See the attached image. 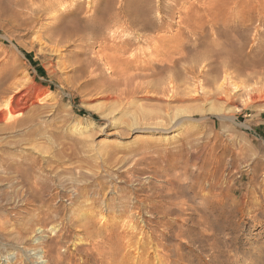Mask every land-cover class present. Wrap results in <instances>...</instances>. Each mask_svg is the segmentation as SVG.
<instances>
[{"label": "rangeland", "instance_id": "374dc122", "mask_svg": "<svg viewBox=\"0 0 264 264\" xmlns=\"http://www.w3.org/2000/svg\"><path fill=\"white\" fill-rule=\"evenodd\" d=\"M89 1L23 0L16 6L0 0V214L14 211L7 227L24 222L32 209L61 207L64 197L51 196L57 189L97 180L105 198L135 217L137 230L157 234L151 244L156 256L130 250L126 264H177L169 250L182 264H264V62L256 63L264 58V0H220L212 7L214 0H150L161 10L151 15L157 25L124 48L132 29L126 22L99 35L72 34L75 20L85 26L107 13V0ZM49 4L54 8L46 13ZM171 118L181 122L174 131L149 130ZM233 139L235 147L247 142L246 158L256 167L198 170L219 165L222 141ZM29 187L43 195L41 203L24 201ZM81 234L74 224L66 239ZM49 238V232L39 237ZM71 254V263L86 259ZM18 256L9 260L35 262Z\"/></svg>", "mask_w": 264, "mask_h": 264}, {"label": "bare ground", "instance_id": "6f19581e", "mask_svg": "<svg viewBox=\"0 0 264 264\" xmlns=\"http://www.w3.org/2000/svg\"><path fill=\"white\" fill-rule=\"evenodd\" d=\"M58 1L60 2V0H58ZM92 1L93 0H90L89 2H92ZM117 1L118 2H116V0H107V2H106V4H107V11L106 12L107 13H105V15H102L101 17L98 15H97L98 17H96V16H94V18L92 17L93 18L92 22L85 25V26L83 25L84 27L82 25L79 26L80 23L78 24V22H76L77 20H75L74 21V30H72V34H73V31H74V34L77 32L79 34V32L86 30L87 34L90 33L91 35L94 36L95 34L100 33L102 30H105V29L109 30V29H112L113 27H116V25L119 26V24H121V23L123 24L124 22H126V23L131 24L132 29L129 32L128 38L125 39L124 42H121V44H120L124 48V44H127L128 41L135 39L137 37H140V33H141V35L145 36L146 34H143V31L146 32V30L148 31V30L154 29L155 26L157 25V24L154 25L152 23L151 15L152 16L153 15L159 16L161 10L159 8H155V7H154L155 9L153 7L151 8L150 0H146L145 5H142V3H141L142 6H140L139 3H134V2L127 6L124 4L125 2H122V0H117ZM142 1H144V0H142ZM214 1L215 2L212 1V3L210 4L211 7L214 6L215 3L220 1V0H214ZM226 1H224V2H226ZM235 1H238V0H234V2ZM242 1H244V0H242ZM171 2L175 3L176 0H171ZM229 2H231V1H229ZM245 2H246V0H245ZM22 3H23V0H15V2H14V4L16 6H20ZM242 3H244V2H242ZM262 3L263 2L260 1V5H262ZM93 4L95 5V3H93ZM248 4H250V2ZM51 5L46 7V13L51 11L52 7L54 6V5L53 6H51ZM237 5L240 6L239 3ZM242 5L245 6V4H242ZM91 6H93V5L91 4ZM247 6H249V5H247ZM95 7H93V10H95ZM261 8H264V7L261 6ZM58 10H60V9H58ZM90 10L92 11V8ZM96 10H97V8H96ZM242 10H244V9H242ZM245 10H244V12H249V13L252 12L250 10H246V11ZM238 11H240V10H238ZM94 13H95V11H94ZM241 13L242 12H240V15H241ZM54 15H56V14H53V17H54ZM257 15H260V14H257ZM248 17L249 16H247V18ZM250 17L248 18V22L250 20H253V18L251 19ZM55 18H57V17H55ZM88 22H89V20H88ZM61 27H62V25H61ZM121 27H122V25H121ZM66 28H68V27H66ZM57 31H59V29L54 28L52 34L54 35V33ZM60 33H61V31H60ZM149 33H150V31H149ZM63 36H65V35L63 34ZM119 37L121 38V36H119ZM125 38H126V36H125ZM254 40H255V38H254ZM118 43H119V41H118ZM14 47H16V46H14ZM235 49L234 50L237 51V48H235ZM252 51H254V50H252ZM224 58H222V59H224ZM229 58H231V56ZM246 58H248V57H246ZM246 58H244V59H246ZM233 59H236V58H233ZM195 60H197V59H195ZM263 62H264V58L262 60H259V61L256 60V63H263ZM229 64H228V67H229ZM240 65H242V64H240ZM254 65H253V67H255ZM244 67L245 66L243 65V68ZM247 67H249V66H247ZM225 68H224V70L227 71L228 69H225ZM243 68H241V69H243ZM189 69H191V68H189ZM190 71H192V70H190ZM153 73L156 74L157 72L156 73L153 72ZM154 74L152 76L156 79L157 77H156V75L154 76ZM174 75H177V74H174ZM152 76H150V77H152ZM177 77H178V75L176 77H173V78H177ZM227 78H229V77H227ZM150 81H152V80H150ZM148 83L149 82L146 80V86L148 85ZM219 83H221V82H219ZM168 84H170V82ZM170 85H172V84H170ZM199 86H201V85H199ZM234 86L235 85H233V87ZM175 88H176V85H175ZM142 89H143V86H142ZM197 89L198 88H196V90ZM200 89H201V87H200ZM210 92H212V91H210ZM250 92H248V93H250ZM204 93H203V95L206 96V94H204ZM252 93H254V92H252ZM223 94H224V92H223ZM225 94L227 95V93H225ZM228 94H229V92H228ZM167 95H168V93H167ZM207 95H209V94H207ZM253 98H254V96H253ZM226 99H229V96ZM8 101H9V99H8ZM9 112H10V110H9ZM17 113H19V111ZM3 115H4L3 111L0 110V117ZM8 115L10 116V115H12V113H9ZM9 116H7V117L5 116V121L10 119ZM218 118L220 120L230 121L231 123H234V124L236 122L235 118L231 115L228 116V115L221 114V115H218ZM171 119H173V121L167 123V125H165V126L159 125V123L158 124L157 123L151 124V125H154V127H150L149 130L153 131V132L154 131L155 132L161 131L164 133L174 131L177 127H179V125H181V122L177 121L176 119L174 120V118H171ZM22 120L23 119H21L20 120L21 123L20 124L18 123V124L23 126V124L26 122V120L25 121H22ZM12 122L13 123L11 125L16 126V124H17V122H19V120L14 119V120H12ZM27 123H29V121ZM155 126H161V127H155ZM243 126L246 128L250 127L246 123L243 124ZM227 133H229V132H227ZM234 139L232 140V143H231L232 145L230 144V142L227 143L226 141H222V143H221L222 150H221V153L219 154V156H217L219 165H216V166L215 165H201L200 167H198V170L204 171V168H206V171H209V169H211L212 167L218 168V169H223L225 167H230V168H235V169L236 168H242V167H251V169H253L254 167H256V166L250 165L249 164L250 162L246 158V155L248 154V151L250 148V146L247 144V142L245 141V142L239 144L238 147H235L234 146L235 145ZM222 140H224V139H222ZM263 145H264V140H263L262 146ZM207 157H209V156H207ZM207 159L211 160V157L207 158ZM241 164H243V165H241ZM222 172H223V170H222ZM198 173H199V171H198ZM198 173H197V175H198ZM214 174H215V172H214ZM179 177H180L179 174H175L172 176V178L174 180H177V181L180 180ZM67 181H69V180H67ZM212 182H214V181H212ZM101 183L102 182H99L97 180L94 182L92 180L91 181H83V182L75 181V183L73 181L68 186H65V189L59 188V189H62V192L58 191V189H57L56 191L52 192L53 194H51V196H55V198H58V197L62 198V200L64 197V200H63L64 204L61 205V207L59 206V204L56 206L55 205L52 206L49 204L43 212H42V210L32 209L34 212L30 214V217H28V219H26L24 222L21 221V223L11 227L10 229L7 226L9 224V217L14 216V214H13L14 211H7V213H5V214H3V213L0 214V264H22L21 260H14V261L9 260L10 256H14L15 258L20 257V256H18L19 252H22V255L24 257L23 260L25 259L26 262L29 263V262H31V260H34L35 262L33 264H126L127 263L126 260H125V262H126L125 263V262H123V259L125 256H127L128 252L130 250H132L136 254V256L139 257V256H141L140 254H142L144 252L143 250H145V249L148 250L146 252L147 256H154V255L156 256V253H153L154 250L151 248V244L153 243V238H155L157 236L156 232L151 231L149 229L150 234L148 235L142 229L137 230L138 223L136 222L137 220L135 219V217L132 218L130 216L129 210H127L125 207L123 208L122 203H120V202L115 203L114 201H110L108 198H105L104 197L105 194H102L103 192H101V189L103 187V184H101ZM216 183H218V181H216ZM59 184L61 186L62 183H59ZM29 188L31 189V187H29ZM42 196L37 194L36 191H32V189H31L29 197L27 196L28 198L24 201H27V202L29 201V202H33V203H36V202L41 203L43 201ZM45 201H47V200H45ZM51 201H53V200H51ZM99 206H100V209H102V208L106 209L105 213L107 215L104 213V211L97 210ZM211 209H213V208H211ZM116 212H120V213L116 214ZM42 213H44V217H42L43 219L41 217L37 216L38 214L40 215ZM137 214H139V211H137ZM116 216L120 217L119 222L115 220ZM113 221H116V223H118V227L113 224L114 223ZM141 221L145 223V219H141ZM74 224H75V227L77 228V231L78 232L81 231L82 234L75 236L76 238H74V241L73 240H67L66 239L67 232H69V229ZM126 225L129 226V228L127 230L125 228ZM213 226H214V224H213ZM47 232L50 233V238L48 241H43L42 239H39V237L40 238L45 237ZM182 234L183 233H178L177 236L182 235ZM193 234H194V232H193ZM192 236H194V235H192ZM113 239H115V240H113ZM28 241H31V242H29L31 244L30 248L26 245ZM162 247H163V245H162ZM71 248H72V250L70 251ZM4 249L7 250V253L5 255L4 254L1 255V253H3ZM73 250H74L75 254H78L80 252L83 253L85 255L86 259L83 261L78 260L74 263L73 262L71 263V258H72L71 252ZM30 251H32L33 253H30ZM169 251H170V254H168V256L170 257V259H171V257L172 258L174 257L173 261L175 263L182 264V261L180 260V258L179 257L177 258L175 256L176 254H173V252L171 250H169ZM1 257H4L3 261H1ZM152 262L151 263L149 262L148 264H154ZM164 264H171V263H170V261H165Z\"/></svg>", "mask_w": 264, "mask_h": 264}]
</instances>
